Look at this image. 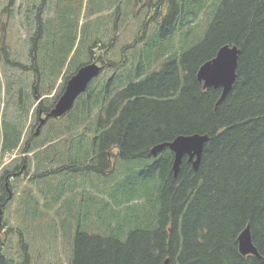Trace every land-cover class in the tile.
Masks as SVG:
<instances>
[{
    "label": "trees",
    "instance_id": "trees-1",
    "mask_svg": "<svg viewBox=\"0 0 264 264\" xmlns=\"http://www.w3.org/2000/svg\"><path fill=\"white\" fill-rule=\"evenodd\" d=\"M97 1L109 5L108 11L115 4L116 10L110 11V27L103 30L104 24L96 23V35L81 51L78 34L70 39L66 33L67 13L57 8L53 13L46 0L43 10L28 5L34 26L31 63L7 60L10 68L33 76L36 99L51 94L43 85L50 76L51 85L65 78L62 91L38 104L37 116L39 109L47 113L55 106L82 65L97 62L104 66L101 75L113 72L93 80L66 115L48 121L44 144L34 143L33 133L22 144L23 153L34 152L27 160H35L45 174H61L63 184L114 189L108 208L144 207L133 213L135 224L123 234L90 233V226L74 225L71 264H264V258L239 251V237L249 227L264 256V0H160L151 17L135 15L132 0L124 1L125 8L119 0ZM14 4L8 0L2 14H10ZM133 20L138 26L131 25ZM7 27L0 36V59L9 50ZM86 38L83 33L81 42ZM224 45L240 50L237 80L217 105L222 90L203 89L197 72ZM71 54L77 64L73 73L66 68ZM82 54L87 62L78 64ZM12 125L17 134L5 135L2 143L8 152L22 135ZM190 134L210 139L199 169L185 157L175 177L173 152L154 157L151 149ZM85 174L99 177L83 179ZM0 185L5 186V174ZM43 195L57 227L58 192L48 189ZM25 216L31 224V215ZM65 222L61 229L73 225ZM32 258L28 254L23 264ZM13 262L0 251V264Z\"/></svg>",
    "mask_w": 264,
    "mask_h": 264
},
{
    "label": "rangeland",
    "instance_id": "rangeland-1",
    "mask_svg": "<svg viewBox=\"0 0 264 264\" xmlns=\"http://www.w3.org/2000/svg\"><path fill=\"white\" fill-rule=\"evenodd\" d=\"M46 1L48 5L51 4L50 0ZM40 2V0H15V4L9 11L10 14H2L3 7L7 5L8 0H0V36L3 27L8 26L6 28V41L9 42L7 56L5 54L6 57L0 59V175L20 164L19 160L16 159L24 155L22 144L27 138L31 137L32 131H35L34 129L37 126L35 121L37 119L38 103L32 91L33 76L19 71L17 68H10L7 60L12 62V59H14V61L24 65H30V37L34 26L28 18L27 6L30 5V8L35 10V5H39ZM50 6L53 13H57L55 12L56 8L58 13H67L68 23L71 27L67 28L66 33L70 39L72 35L78 34L76 46L79 42L80 51L89 42L88 38L92 39L96 35V23L104 24L102 25L103 30L110 27V11L116 8V5L113 4L110 11H108L109 5H106L105 2L100 3L97 0H56V4ZM121 8H125V5H122ZM57 20H59L58 15L55 25L59 27L61 23L59 24ZM137 23L139 24V21L133 20L131 25H137ZM83 33L87 38L84 42H81ZM52 47L55 48V45ZM72 58H74L73 54H71L66 68L70 72H75L74 69L77 68V64L72 63ZM86 62L87 59L82 54L78 64ZM67 69H64V73ZM65 74L67 76V72ZM112 74L113 72L106 70V73L99 77V81L109 78ZM51 78L52 76L43 83L46 88L50 89L48 92L51 94H46L42 97V100L51 101V96L62 91L65 78L60 77L57 81L54 80L53 85H51L53 81ZM22 91L24 92V105L22 106L23 110L20 111L19 97ZM27 92L31 94L30 99L26 97ZM14 123L18 125L22 133L20 143L13 151H4L2 148L4 136L14 138V134L18 132V129L12 125ZM44 129L41 128L39 135L33 137L35 139L34 143H43L45 138ZM13 157H16L15 161ZM33 157L34 152L28 154V158L33 159ZM27 165L28 170L23 177L10 181L13 191L12 205L8 206L4 219V222H8L12 228V236L14 235L11 247L12 253L10 254L14 264H22L26 258L21 248L20 239L28 247V254L33 257L29 262L30 264H71L74 225L84 226L86 224L88 227L90 226V233L109 235L122 232L123 234L126 230H129L132 223L135 224L133 213L144 210L141 202V205L131 210H127L126 205H113V208H108L109 195L113 193L114 189L107 190L106 187L103 191L75 181L73 182L74 185L63 184L60 179L61 174H45L42 171L44 168H38L35 160L30 161L28 159ZM53 166L48 165L47 168ZM38 171L42 172H39V175L32 179ZM93 176L99 177L96 174H85L83 179L89 178L91 180ZM99 185L103 187L102 183ZM1 188L0 185V194ZM48 189L57 190L59 195V205H56L57 212L60 213L56 222L58 223L57 227H54V217H56L54 210L49 211L50 206L43 200V193ZM32 210L35 212H32ZM90 212L93 213V216L90 215ZM25 213L31 215V218H29L32 221L31 224L27 222L28 218H26ZM65 220L70 221V224L73 223V225L61 229L60 224L68 225ZM55 228L58 232H55Z\"/></svg>",
    "mask_w": 264,
    "mask_h": 264
},
{
    "label": "water",
    "instance_id": "water-1",
    "mask_svg": "<svg viewBox=\"0 0 264 264\" xmlns=\"http://www.w3.org/2000/svg\"><path fill=\"white\" fill-rule=\"evenodd\" d=\"M239 54L240 50L237 46L224 45L218 50L216 56L203 63L197 72V79L203 84V89L222 90L217 105L227 98L237 80ZM103 69L104 66L97 62L82 65L67 81L64 91L55 106L45 114L43 111L39 112V125L36 135H39L41 128L50 119L61 118L71 111L79 96L88 90L91 82L101 75ZM209 139L210 136L207 134L179 135L172 141L154 146L150 154L156 157L164 150L170 149L174 154L173 171L175 177H177L185 157L192 163L194 170L199 169L204 147ZM239 251L244 256L254 255L258 258H264L252 241L249 227L239 237Z\"/></svg>",
    "mask_w": 264,
    "mask_h": 264
},
{
    "label": "flooded vegetation",
    "instance_id": "flooded-vegetation-1",
    "mask_svg": "<svg viewBox=\"0 0 264 264\" xmlns=\"http://www.w3.org/2000/svg\"><path fill=\"white\" fill-rule=\"evenodd\" d=\"M40 1L41 2L38 6L41 8V10H43L45 6V0H40ZM124 1L125 0H119V2H121L120 3L121 6L124 5ZM132 1H133V4L130 7L135 15H141L145 13L146 16L151 17L155 13L157 2L160 0H132ZM163 1H167V0H163ZM40 111H43L44 114L46 113L44 112L43 109H39L38 114ZM38 119H39V116H37V119L35 121L37 124L36 128L34 129L35 131H32L34 136H37L36 130L39 125ZM27 156H28L27 153H24V155L21 156V158L16 159V160H19L20 162L19 165H15L10 171L6 170L7 173H3L5 174V186L1 188L2 191L0 194V251L4 252L7 255H10L12 253L11 247H12L13 236H14V235L12 236V233H11L12 228L10 227L9 223L7 222L8 223L7 224L6 222H4V219L6 217V210L8 209L9 205H12L11 199L13 198V191L10 186L11 184L10 181L21 178L23 177L24 173H27V170H28ZM15 158L16 157H13V160ZM23 246H24V243L22 242L21 248L23 250L24 256H27L28 249H24ZM25 262L27 263V261H24V263Z\"/></svg>",
    "mask_w": 264,
    "mask_h": 264
}]
</instances>
